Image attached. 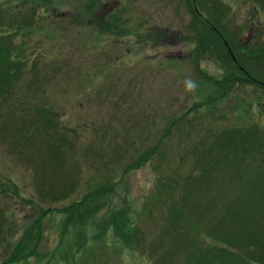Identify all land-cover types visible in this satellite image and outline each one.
I'll use <instances>...</instances> for the list:
<instances>
[{
    "label": "rangeland",
    "instance_id": "374dc122",
    "mask_svg": "<svg viewBox=\"0 0 264 264\" xmlns=\"http://www.w3.org/2000/svg\"><path fill=\"white\" fill-rule=\"evenodd\" d=\"M4 3L15 11L9 16L29 21L25 17L32 14L31 4H23V11V0ZM220 4L227 10L222 21L230 29L229 43L253 51L263 49L264 12L247 0ZM34 8L38 10L33 13L32 28L8 34L16 49L22 50L21 58L26 57L29 72L37 61L39 77L51 78L42 100L57 113L67 153L56 173L47 161L37 159L36 150H28L20 159L5 147L7 142L0 143V209L5 215L3 228L9 227L2 238L12 239L0 244V264H5L7 256L19 258L32 248L34 255L11 264H65L61 254L68 253L72 264H150L147 255L116 244L110 214L121 211L139 216L157 180L173 173L188 144L205 132L263 125L259 106L264 93L243 83L232 86L222 99L209 93L194 74V65L200 62L218 80L231 67L226 68L225 58L215 56L218 51L211 42L205 49L212 59H206L197 35L189 31L191 14L177 0H49ZM197 49L203 57L197 56ZM187 81L195 82L191 92L186 90ZM209 96L215 98L214 105L206 104ZM173 121L189 136L173 132L156 157L149 160L146 155L145 163H137ZM129 164L136 168L125 170ZM66 177L75 179L70 194L53 199L61 190L47 193V183L57 186L62 183L58 179ZM99 186L104 192L96 199L100 198L103 209L90 210L84 227L67 228L66 216L59 211L75 203L80 206L84 196ZM38 195L46 202H40ZM41 208L53 212L41 219L38 229L25 234ZM70 217L67 222L77 219ZM138 223L147 233L148 221L142 217ZM106 224L110 230L103 231ZM144 237L147 244L150 238ZM7 242L19 247L7 248L2 256Z\"/></svg>",
    "mask_w": 264,
    "mask_h": 264
},
{
    "label": "trees",
    "instance_id": "16d2710c",
    "mask_svg": "<svg viewBox=\"0 0 264 264\" xmlns=\"http://www.w3.org/2000/svg\"><path fill=\"white\" fill-rule=\"evenodd\" d=\"M3 1L6 0H0V143L7 142L5 147L20 159L28 150L33 153L36 150L37 159L40 157L41 161H47L57 173L67 153L64 149L67 139L57 113L47 101L44 103L42 100L45 97L43 88L51 78L39 77L37 61L33 62L29 72L26 57L22 55L21 58L22 50L16 49L11 34H8L29 26L32 28L35 22L33 13L38 10L34 5L41 7L49 0H23L21 9L24 11L23 4L28 3L31 4L28 9H32L30 17H25L29 19L26 23L20 16H9L8 13L15 11ZM177 1L183 3L191 14L188 28L197 35L198 47L202 45L205 49L210 42L213 43L218 51L215 56L221 60L225 58L229 63L226 68L231 67L223 70L218 80L204 71L200 62L194 65V74L211 90L209 93L222 99L236 83L252 85L264 93V48L253 51L239 43L236 46L229 43L231 33L222 21L227 11L220 4L222 0ZM247 1L258 12H264V0ZM203 54L207 55L206 59H212L210 50L205 49ZM197 56L203 57L199 49ZM214 101L215 98L209 96L206 104ZM259 107L264 114V103ZM178 124L173 121L169 128L163 130L158 142L150 148L152 150H145L137 163L144 161L146 155H149V160L156 157L160 146L173 132L189 136ZM180 160L173 173L162 175L157 180L156 188L139 216L136 213L129 217L126 213L122 215L121 211L110 214L109 222L114 227L116 244L132 253L147 255L150 264H264V124L246 128L225 127L218 131L211 129L188 144ZM131 168L136 166L129 164L125 170ZM58 180L62 183L57 186L51 185L52 181L47 183V193L61 190V195L53 198L55 200L70 194L75 179L66 177ZM101 189L103 186L86 194L80 206L75 203L59 211L58 214L66 216L67 228L76 231L75 227H84L89 220L87 218L91 217H88L90 210L103 209L98 203L100 198L96 199L97 194L104 192ZM38 196L40 202H46ZM83 206H88L84 215L81 212ZM44 210L41 208V215L30 229L25 230V234L28 230L38 229L41 219L53 212ZM72 215L76 221L67 222ZM142 217L149 223L147 233L139 227L138 218L141 221ZM4 223L5 215L0 209V244L12 240L2 238L9 228H3ZM108 229L106 224L103 231ZM143 233L150 238L147 244ZM34 235L38 236V233ZM63 237L65 234L61 239ZM8 242L2 256L7 248L19 247ZM33 249L19 258L7 256L3 263L26 261L35 254ZM61 255H64L65 264H72L70 253Z\"/></svg>",
    "mask_w": 264,
    "mask_h": 264
},
{
    "label": "clouds",
    "instance_id": "9594fccd",
    "mask_svg": "<svg viewBox=\"0 0 264 264\" xmlns=\"http://www.w3.org/2000/svg\"><path fill=\"white\" fill-rule=\"evenodd\" d=\"M195 86L196 85H195L194 81H187L186 85H185L186 90L189 91V92L193 91L195 89Z\"/></svg>",
    "mask_w": 264,
    "mask_h": 264
}]
</instances>
